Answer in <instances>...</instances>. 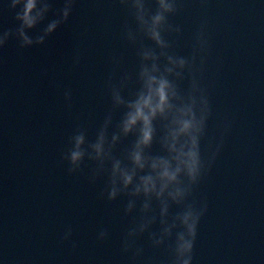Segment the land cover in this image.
Masks as SVG:
<instances>
[{"label":"water","instance_id":"water-1","mask_svg":"<svg viewBox=\"0 0 264 264\" xmlns=\"http://www.w3.org/2000/svg\"><path fill=\"white\" fill-rule=\"evenodd\" d=\"M50 2L37 27L26 29L29 36L43 33L64 0ZM43 3L38 0V10ZM10 4L0 0V264H131L122 240L138 212L124 215L126 197H100L106 178L89 182L91 162L70 175L61 161L77 126L94 140L111 108L109 77L137 69L136 49L122 38L128 14L118 0H76L67 23L44 44L20 48L18 35L2 34L18 27L19 9ZM169 20L181 28L168 38L184 56L205 28L210 48L203 85L212 108L207 136L214 145L223 140L193 194L207 206L193 264H264V0H179ZM113 58H122L119 68ZM181 86L187 88V79ZM120 115L114 113L110 133ZM69 227L72 236L63 241ZM101 228L108 231L103 242L96 238ZM137 246L144 250L138 264L166 258L147 234Z\"/></svg>","mask_w":264,"mask_h":264},{"label":"clouds","instance_id":"clouds-1","mask_svg":"<svg viewBox=\"0 0 264 264\" xmlns=\"http://www.w3.org/2000/svg\"><path fill=\"white\" fill-rule=\"evenodd\" d=\"M76 0H64L56 18L47 23L42 34L29 36L52 10L50 0H44L38 10V0H11L16 11L18 27L4 31L7 36L18 35L20 48L41 45L61 25L67 23ZM128 19L122 26V38L136 49L138 66L135 73L123 72L118 79L110 76L107 89L111 108L97 129L94 140L88 139L87 129L77 126L68 138V147L61 161L68 173L81 171L85 162L94 167L90 183L105 177L101 198L109 202L126 197L124 215L134 217L122 240V252L130 255L131 264H138L143 248L137 240L147 234L153 249L163 248L166 258L159 264H193L198 226L206 211L193 199L196 188L210 171L222 146L208 138V121L212 117L211 102L203 85L204 66L209 53V40L202 25L194 37L190 55L178 54L168 38L180 34L181 28L169 17L179 11V0H118ZM154 4V8L153 5ZM148 42V43H146ZM4 41L0 40V46ZM79 54L75 63H79ZM122 58H113L116 68ZM187 79L188 86L182 82ZM71 107V90L64 93ZM121 112L113 127V115ZM131 138L128 146L117 156V146ZM207 141L202 148V142ZM154 145L159 151L154 152ZM139 205V206H138ZM178 211L173 212V208ZM158 225V230H152ZM69 227L63 241L70 240ZM97 240L108 238L101 228ZM75 248V243L72 244ZM150 264V262H149Z\"/></svg>","mask_w":264,"mask_h":264}]
</instances>
